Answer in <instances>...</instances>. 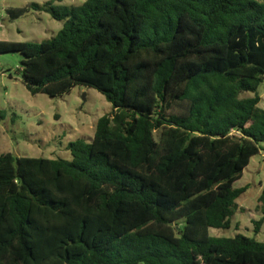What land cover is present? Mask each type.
<instances>
[{"label":"trees","instance_id":"obj_1","mask_svg":"<svg viewBox=\"0 0 264 264\" xmlns=\"http://www.w3.org/2000/svg\"><path fill=\"white\" fill-rule=\"evenodd\" d=\"M46 12L50 40H0L52 99L77 86L112 111L70 158L0 154V264H264L229 230L236 188L264 143V0H85ZM253 94V96H246ZM264 216V185L258 198Z\"/></svg>","mask_w":264,"mask_h":264},{"label":"rangeland","instance_id":"obj_2","mask_svg":"<svg viewBox=\"0 0 264 264\" xmlns=\"http://www.w3.org/2000/svg\"><path fill=\"white\" fill-rule=\"evenodd\" d=\"M49 1L55 5H81L85 0H0V40L39 43L53 38L63 22L54 20L49 13L31 10L11 20L6 11ZM23 58L20 53L0 54V154L68 159L71 157L68 143L80 138L90 141L98 120L112 111V105L98 91L82 86L61 98L31 95L22 81ZM259 94V106L264 108V81ZM262 146L243 177L235 183L236 188L247 186L248 190L237 200L232 228L211 229L212 236L233 237L238 233L255 236L254 221L264 217L258 208L264 185V143ZM257 239L264 242V223Z\"/></svg>","mask_w":264,"mask_h":264}]
</instances>
